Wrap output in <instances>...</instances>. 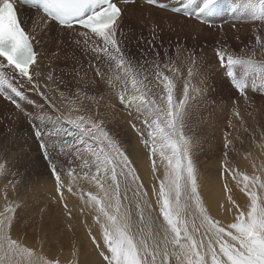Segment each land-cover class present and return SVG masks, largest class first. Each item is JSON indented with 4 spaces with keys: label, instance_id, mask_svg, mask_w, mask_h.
I'll return each mask as SVG.
<instances>
[{
    "label": "snow or ice",
    "instance_id": "6c2138e0",
    "mask_svg": "<svg viewBox=\"0 0 264 264\" xmlns=\"http://www.w3.org/2000/svg\"><path fill=\"white\" fill-rule=\"evenodd\" d=\"M222 8L0 0V264H264V0Z\"/></svg>",
    "mask_w": 264,
    "mask_h": 264
},
{
    "label": "rangeland",
    "instance_id": "374dc122",
    "mask_svg": "<svg viewBox=\"0 0 264 264\" xmlns=\"http://www.w3.org/2000/svg\"><path fill=\"white\" fill-rule=\"evenodd\" d=\"M238 2H239V0H221V4L223 5V8H222L221 12H219L213 18L214 22L217 25H219L221 23L224 24L223 34H224L225 38L228 39L229 43H232V44H235L236 35L239 34L241 37H243L244 34L249 29V24L247 22L244 24H237L236 29H233L231 27L232 17L229 13V7L232 4H235ZM251 2L259 4V3H261V0H251ZM168 3L170 5L180 6L183 3V1L168 0ZM161 15H163V14H161ZM167 15L171 16L172 14L168 13ZM176 19H180V17H176ZM190 23L194 24L195 22L193 21ZM201 27L203 28V31L209 35H208V39L206 41L201 39L199 41V43L200 44H205V43L207 44V48L205 49V51L208 53L209 56H211L214 40L216 38H219L221 34L215 30L208 29L206 26H201ZM181 38H183V37H181ZM173 39H175V37H173ZM191 43H193V41L189 40V44H191ZM209 71L211 72L213 70L209 69ZM216 71H218V70H216ZM222 75H223V73H219V75L210 77L209 85H212L213 83H215V90L210 88L209 95H208L209 99H214L217 101H219L221 99V97L227 99V96L225 95V93L223 91V87H227V85H224L223 87H221L222 82L220 80V76H222ZM233 95H236V93L233 92ZM249 95L252 96L253 99L256 101L257 105H259V102L261 100L260 94L250 92ZM207 111H212V109L208 108ZM241 111H242V113L245 112V106H244L242 101H241ZM21 127H23V125H21ZM3 130H4L3 125H0V132H3ZM23 146H24L23 143H21V147H23ZM16 150H19V149H16Z\"/></svg>",
    "mask_w": 264,
    "mask_h": 264
},
{
    "label": "bare ground",
    "instance_id": "6f19581e",
    "mask_svg": "<svg viewBox=\"0 0 264 264\" xmlns=\"http://www.w3.org/2000/svg\"><path fill=\"white\" fill-rule=\"evenodd\" d=\"M177 1H183V0H177Z\"/></svg>",
    "mask_w": 264,
    "mask_h": 264
}]
</instances>
